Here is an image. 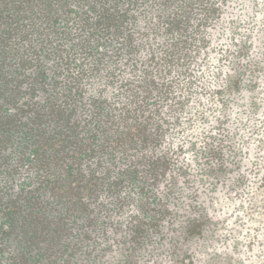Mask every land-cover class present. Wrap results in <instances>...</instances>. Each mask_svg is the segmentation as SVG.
Returning a JSON list of instances; mask_svg holds the SVG:
<instances>
[{
    "label": "trees",
    "instance_id": "16d2710c",
    "mask_svg": "<svg viewBox=\"0 0 264 264\" xmlns=\"http://www.w3.org/2000/svg\"><path fill=\"white\" fill-rule=\"evenodd\" d=\"M246 2L0 0V264L246 263V224L226 238L211 211L221 188L249 211L259 173L264 103L232 130L224 111L264 91V0ZM207 95V141L167 144Z\"/></svg>",
    "mask_w": 264,
    "mask_h": 264
},
{
    "label": "rangeland",
    "instance_id": "374dc122",
    "mask_svg": "<svg viewBox=\"0 0 264 264\" xmlns=\"http://www.w3.org/2000/svg\"><path fill=\"white\" fill-rule=\"evenodd\" d=\"M234 1H236L234 13H239L241 15V19L242 17L249 18L252 16L250 10H248L246 7V1L252 2L255 0ZM224 42H226L225 39L220 38L218 45L216 46V50L213 52L214 54L209 55L211 58H213V62H217V60L220 58V55H217V53L219 52L220 45ZM256 44L258 45L256 47V51L261 52L263 50L261 36L258 37ZM262 90L263 88L257 89V91L255 90L253 94H248L249 96L245 99V101H239L236 105L231 107L229 113L228 110H224L225 113L230 117V121H226V123H228V126L230 123L233 124L231 126V130L240 126L241 123H244L242 121L244 117L246 119L245 122L251 121V117L246 112L247 109L245 107L240 108L238 106L240 104L247 103V99L249 98V102L257 103V105L261 107L264 103V91ZM206 91L209 92V90ZM260 98L261 100H259ZM213 103L214 101L212 98L207 95L206 97L201 98L199 102L195 103L194 106H191L188 110L185 120L182 122L181 127L177 128L175 132L170 135L167 144L185 145L186 149H189L187 147L191 146L192 144H195L194 146H200V144H203L205 141H207L208 133L211 130L210 127L213 122L212 118L215 120L216 117L215 112L214 114H211V112L214 111ZM248 107H250V104ZM261 108L262 109L259 111V114L255 116L256 123L254 127H252L251 124L246 128L250 129L248 133L250 134L251 139L247 145L243 146V151H248V159H246L245 162L248 166H250L252 163L253 167L254 163H256L259 171L254 180V193L253 195L251 194V203L249 204L251 209L246 211L248 209L247 205H244L243 209L240 208L239 200H229L225 196L224 190L221 188V190L215 194V196H217V200L213 206V209L211 210L216 215H218L220 219L228 220L227 230L222 232V235L226 238H228V231L231 232L232 229L236 230V225L239 226L240 223L246 224V226L240 232L234 231L235 234L233 235V238L236 237L238 242L245 243V245H248L249 242H251L252 245L255 243V247L253 248L252 252H250L248 247L245 245L242 249L244 252L242 259H245V264H254V262H252L253 256H259L257 258L256 264H264V222L261 220L264 216V106ZM202 110L205 111L203 116L200 114ZM241 115H243V117ZM239 131L241 132L243 130ZM210 134L211 132L209 135ZM242 141L243 139L239 140L240 144ZM193 154V151H189L187 156L191 159L193 158ZM246 212L249 216L246 214ZM235 222L237 224H235ZM233 243V240L230 241L227 239V241L220 244L219 250H226L231 254L230 256L234 257L233 255L235 253H231ZM259 250L261 253H259Z\"/></svg>",
    "mask_w": 264,
    "mask_h": 264
}]
</instances>
